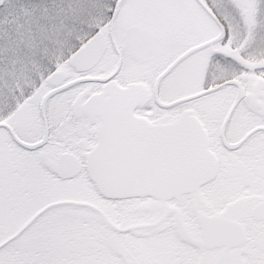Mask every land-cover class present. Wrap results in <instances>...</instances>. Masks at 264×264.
Wrapping results in <instances>:
<instances>
[{"label": "snow or ice", "instance_id": "6c2138e0", "mask_svg": "<svg viewBox=\"0 0 264 264\" xmlns=\"http://www.w3.org/2000/svg\"><path fill=\"white\" fill-rule=\"evenodd\" d=\"M0 264H264V0H0Z\"/></svg>", "mask_w": 264, "mask_h": 264}]
</instances>
